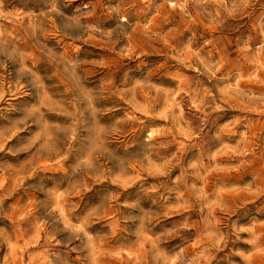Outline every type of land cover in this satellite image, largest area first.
<instances>
[{
    "label": "rangeland",
    "instance_id": "rangeland-1",
    "mask_svg": "<svg viewBox=\"0 0 264 264\" xmlns=\"http://www.w3.org/2000/svg\"><path fill=\"white\" fill-rule=\"evenodd\" d=\"M0 264H264V0H0Z\"/></svg>",
    "mask_w": 264,
    "mask_h": 264
}]
</instances>
